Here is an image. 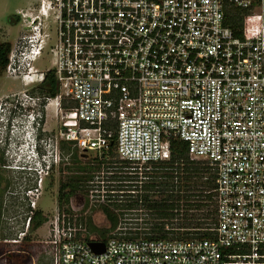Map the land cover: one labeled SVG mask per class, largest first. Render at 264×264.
Returning <instances> with one entry per match:
<instances>
[{
    "label": "built area",
    "instance_id": "built-area-1",
    "mask_svg": "<svg viewBox=\"0 0 264 264\" xmlns=\"http://www.w3.org/2000/svg\"><path fill=\"white\" fill-rule=\"evenodd\" d=\"M25 19L4 75L26 87L17 95L36 127L52 111L62 143L100 159L113 145L124 165L115 169L144 175L179 140L216 175L209 239L125 237L145 234L136 227L90 238L70 200L47 220L31 264H264V0H39ZM49 53L52 66L37 69ZM50 72L54 97L36 90ZM42 141L47 169L67 160L55 137Z\"/></svg>",
    "mask_w": 264,
    "mask_h": 264
},
{
    "label": "trees",
    "instance_id": "trees-1",
    "mask_svg": "<svg viewBox=\"0 0 264 264\" xmlns=\"http://www.w3.org/2000/svg\"><path fill=\"white\" fill-rule=\"evenodd\" d=\"M17 21L18 18H15V22ZM228 23L231 29L236 31L241 27V18L233 11ZM11 46L10 42L2 41L0 38V77L4 74ZM36 90L47 97L56 95L58 87L51 72ZM62 150L66 151L67 155L70 153V149L65 145ZM114 154L112 145L107 159L95 157L89 165L78 163L76 175L59 184L58 207L62 209L67 206L82 185L94 183L92 174L99 172L101 165H110L109 167L120 174L121 171L112 166L114 162L109 160ZM72 156L76 155L73 153ZM109 179L105 189L108 192V202L98 205V211L104 216L108 227L103 229L104 231H99L91 219L86 222L89 229L96 231L102 241H105L108 233L116 230L121 224L138 226L137 218L127 222L124 216L128 212L137 213L141 209L150 217L142 220L140 224L142 227L136 228L146 229L143 231L145 234L135 232L129 236L130 233L126 232L125 237L182 241L212 237L208 230L214 228L216 224L214 200L216 175L206 162L189 158L184 142L173 140L170 160L153 167L143 176V180H139L137 174L125 177L112 175ZM44 223L46 219L40 212H36L29 218L28 229L34 232Z\"/></svg>",
    "mask_w": 264,
    "mask_h": 264
},
{
    "label": "rangeland",
    "instance_id": "rangeland-1",
    "mask_svg": "<svg viewBox=\"0 0 264 264\" xmlns=\"http://www.w3.org/2000/svg\"><path fill=\"white\" fill-rule=\"evenodd\" d=\"M38 3L39 0H0V38L2 41L14 44L19 37L22 36L24 27L28 21L25 19V16L35 12ZM15 18H18L17 22H15ZM48 21L51 25L49 33L52 38V43H54L56 38L54 18H50ZM53 62L54 54L49 53L47 56L37 60L35 66L39 70H46L52 66ZM24 89H26V87L23 86L19 78L9 77L4 74L0 77V98L20 93ZM55 127V117L53 112L49 111L47 116V128L52 130L55 129ZM26 130L27 129H25V131ZM25 150L24 148V153ZM16 151L18 152V150L14 152L16 153ZM16 154L14 155L15 160L13 165L19 167V158ZM74 154L76 155L75 157H68L67 152L63 150V158L68 157V160L62 161L63 164H60L59 171L53 170L51 178H44L40 187L38 182L41 179L34 178L32 175L23 174L17 170L5 172L3 175L0 172V178H6V180H9L10 184H13V192H10L14 193L12 198L10 196L1 197L4 192L2 193L0 188V264H31V259L35 256L37 242L40 239L46 238L48 235L49 224L47 220L49 217L52 218L55 215V211H62L68 208L66 206L62 209L58 207L57 195L59 184L66 181L69 177L76 175L78 163L81 162V164L89 165L91 161L97 157L92 153H80L78 151H74ZM109 160L114 162L113 166H124L120 165L119 162L121 161L115 154ZM109 166L110 165L106 164L101 165L99 172L92 174L94 175V183H85L71 198L74 209H76L77 214L80 215L79 221L85 226L88 237L90 238L98 239V234L96 231L94 232L89 229L88 223H86L88 219H91L92 224L99 229V231H104L103 229L108 227L104 216L98 211V205L100 204V197L106 195L105 186L109 184V178L112 175H122L125 177L135 174L134 172H126L123 170H120L121 172L119 174V172H115V170ZM137 173L139 180H143L142 178L145 175L139 174L140 172ZM113 183L117 184L115 182ZM29 191L32 192L29 193ZM11 193L8 195H11ZM141 210L137 211V213H126L124 217L128 220L127 222H131L137 218L139 220L138 226L142 227L143 225H140L142 224V220L150 216L147 215L146 211L143 209ZM36 212L42 214L46 219V223L38 230L30 232L27 227V222ZM138 226L120 225L121 228H135ZM110 233H108V236Z\"/></svg>",
    "mask_w": 264,
    "mask_h": 264
},
{
    "label": "flooded vegetation",
    "instance_id": "flooded-vegetation-1",
    "mask_svg": "<svg viewBox=\"0 0 264 264\" xmlns=\"http://www.w3.org/2000/svg\"><path fill=\"white\" fill-rule=\"evenodd\" d=\"M20 93L12 94L15 96L9 95V96H5V97L0 98V109L11 104L13 109L15 110V118H14V120H12V123L10 124L9 138L7 139V143L4 145V147H0V172L2 175L5 172H9L11 170L15 171V168H18V167H15V165H13V162L15 160L14 155L17 153L16 155L18 158H20L21 155L19 156V154H20L19 151L18 152L16 151V153L14 151L18 150L20 147V144H22L19 141V139L24 134L25 129H27V122H28V119L30 118V114L33 111H35V109L32 108L31 106H29L28 108H24L22 105H19V102L21 100L19 99V95H17V94H20ZM15 130L17 131L16 135H14ZM13 137L17 140L15 141L13 139ZM41 137L43 139H45L46 141L53 140L55 137V139H56V153L62 159H63L62 147L64 145L70 149V153L68 154V157H71L75 151L68 144L62 143L59 140V138L57 136L56 127H55V129H52V130L47 128V122L46 123L44 122V124H43V130H41ZM68 157H67V160H68ZM19 162H20V159H19ZM61 163L63 164V162H61ZM61 163L59 162V164L55 168H52L49 171L48 175L45 177V179L51 178L53 170L59 171ZM12 186H13V184H10L9 180H6V178H4V179L0 178V188H1L2 193L4 192V194H2L1 197L10 196L12 198L14 195V193H11V192H13ZM9 193H11V195H8Z\"/></svg>",
    "mask_w": 264,
    "mask_h": 264
},
{
    "label": "clouds",
    "instance_id": "clouds-1",
    "mask_svg": "<svg viewBox=\"0 0 264 264\" xmlns=\"http://www.w3.org/2000/svg\"><path fill=\"white\" fill-rule=\"evenodd\" d=\"M19 105H22L24 108H28L29 106L33 108L31 104L23 103L22 101L19 102ZM14 118L15 110L11 104L0 109V147H4L7 143L10 124ZM13 139L15 141L17 140L14 137ZM42 140L41 129L36 127L35 121L31 120L30 117L27 122V130L19 139L26 150L19 158L20 162H18L20 166L15 168V170L23 174L32 175L34 178L41 179V181L48 175L49 171L54 168L53 164H51L48 169L46 168L47 150Z\"/></svg>",
    "mask_w": 264,
    "mask_h": 264
},
{
    "label": "water",
    "instance_id": "water-1",
    "mask_svg": "<svg viewBox=\"0 0 264 264\" xmlns=\"http://www.w3.org/2000/svg\"><path fill=\"white\" fill-rule=\"evenodd\" d=\"M89 246L95 253H102L104 251V244L103 243H94L90 242Z\"/></svg>",
    "mask_w": 264,
    "mask_h": 264
},
{
    "label": "crops",
    "instance_id": "crops-1",
    "mask_svg": "<svg viewBox=\"0 0 264 264\" xmlns=\"http://www.w3.org/2000/svg\"><path fill=\"white\" fill-rule=\"evenodd\" d=\"M40 264H47L43 259H40Z\"/></svg>",
    "mask_w": 264,
    "mask_h": 264
},
{
    "label": "bare ground",
    "instance_id": "bare-ground-1",
    "mask_svg": "<svg viewBox=\"0 0 264 264\" xmlns=\"http://www.w3.org/2000/svg\"><path fill=\"white\" fill-rule=\"evenodd\" d=\"M39 187H40V185H39Z\"/></svg>",
    "mask_w": 264,
    "mask_h": 264
}]
</instances>
